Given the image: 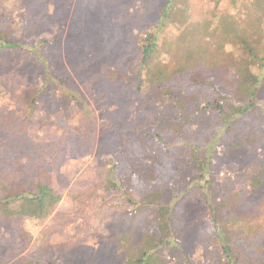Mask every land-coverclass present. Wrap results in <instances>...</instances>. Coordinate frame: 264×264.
I'll return each instance as SVG.
<instances>
[{
  "label": "rangeland",
  "instance_id": "1",
  "mask_svg": "<svg viewBox=\"0 0 264 264\" xmlns=\"http://www.w3.org/2000/svg\"><path fill=\"white\" fill-rule=\"evenodd\" d=\"M165 1L0 0V28L15 20H30L28 27L35 24L42 34L33 32L26 41L45 38L41 53L49 54L67 88L84 103L77 106L58 90L40 96L44 71L34 55L27 50H2L0 180L8 182L11 190L33 191L35 184L46 185L62 200L42 223L0 216V264H25V259L40 251L47 253L48 264H122L115 242L122 230H130L140 243V235H152L154 241L143 244L147 247L162 246L163 240L172 237L167 225L149 213V206L143 208L142 218L130 221L133 206L103 187L125 142L138 152V137L153 144L154 136H165L171 126L157 123L151 129L146 115L134 106L138 108L139 98L131 99V88L119 89L126 81L118 77L110 82L103 71L132 76L138 62L137 39L157 23ZM253 2L238 0L233 7L229 0H189L187 18L167 29L162 45L173 44L175 56L182 60L194 45L215 43L214 26L220 16L239 13L245 19ZM38 14H45L44 26L36 23ZM199 28L209 35L200 36ZM13 36L7 35L4 41L24 43ZM224 48L228 53L232 50L227 43ZM235 69L252 79L247 69ZM177 79L173 87L189 92L190 83ZM217 85L220 92L223 88ZM196 88L194 92L200 94ZM255 100V108L237 121L240 134L250 128L259 133L252 151L236 153L235 146L217 142L213 135L217 119L206 115L211 128L181 142L200 149L207 146L208 168L198 172L190 168L187 157L178 154L169 173L160 176L164 201L174 207L172 221L178 233L177 248L165 253L164 264H225L220 260L208 203L225 207L221 213L235 232L230 247L236 264H264V208L260 206L264 188L253 191L247 185L248 178L264 168V82Z\"/></svg>",
  "mask_w": 264,
  "mask_h": 264
},
{
  "label": "trees",
  "instance_id": "2",
  "mask_svg": "<svg viewBox=\"0 0 264 264\" xmlns=\"http://www.w3.org/2000/svg\"><path fill=\"white\" fill-rule=\"evenodd\" d=\"M188 2L189 0H166L160 9L157 23L139 35L138 62L132 76L127 75V72L112 73L109 69H103L108 81L115 82L118 77H121L119 80L126 81L125 85H118L119 89L125 91L131 88V99L140 100L138 108L134 106L143 117L146 115V122L150 124L151 129H154L152 126L157 123L163 124L164 128L171 123L170 129L166 128V137L156 134L154 141L152 140L153 144L138 137V152L132 150L125 142L118 153V159L111 166L110 178L103 185L104 190L117 192L133 206L128 215L131 216L130 221L135 222L142 218L143 208L149 206L152 217L167 225V233L172 236L163 240L162 246L147 247L146 244L154 241L152 235H140L138 239L143 242L140 243L132 236L130 230H122L115 238L117 248L123 255L122 264H164L165 253L177 248L178 233L174 230L172 221L174 207L164 201V184L160 176L169 173L168 170L173 167L178 154L187 157L190 168H195L198 172H204L205 167L208 168L210 150L207 146L200 149L189 141L181 142L189 136L192 140L198 133L211 128L205 122L206 115H214V121L217 119V130L213 134L215 139H218L217 142L235 146L236 153L252 151L259 140V133L251 128L245 134H240L237 121L255 108L257 91L264 82V0H255L252 12L247 13L245 19H240L237 16L239 13L233 17L220 16L214 26L215 43L207 41L202 45L196 44L187 50V56L180 60L174 54L173 44L162 45V37L170 26L187 18ZM237 2L238 0H229L233 7L237 6ZM45 17V14H38L34 17L37 20L35 22L44 26ZM254 20L256 24L251 25ZM29 21L15 20L2 25L0 54L3 49L27 50L34 55L44 71V78H41L38 90L40 96L49 90H58L77 106H84L82 99L67 88V82L51 65L49 54L43 51L41 53L46 47L42 46L46 44L45 38L40 36L42 38L35 42L26 41V36L33 32L42 34L35 30V24L28 27ZM198 30L199 35H209L205 28ZM202 30L204 31L201 32ZM7 35H14L13 37L22 39L24 43L20 44L12 39L4 41ZM226 43L232 47L230 53L224 48ZM160 50L167 57L162 56ZM235 67L247 69L252 79L243 76ZM211 77L217 79L215 83L209 79ZM177 78L190 83L189 92H184V87H173L172 84ZM135 81L136 85L132 87ZM217 83L223 88L220 92ZM195 88L200 90V94L194 92ZM190 90H193L192 93ZM33 103H30V107H33ZM151 107H155L154 113ZM82 111L83 109L79 112ZM86 113L84 110V114ZM260 171L248 178L247 185L253 191L264 188V168ZM61 200V195L54 193L46 185L35 184L33 191L11 190L8 182L0 180V216L5 218L24 217L35 223H42L54 212ZM205 200L207 201V198ZM260 206L264 208V193L260 198ZM208 207L215 242L220 250V260L225 264H236L230 247L235 232L221 213L225 207L222 203L218 206L208 203ZM124 215L126 216V213ZM46 261L47 253L40 251L33 255L32 259H25L24 263L48 264Z\"/></svg>",
  "mask_w": 264,
  "mask_h": 264
}]
</instances>
